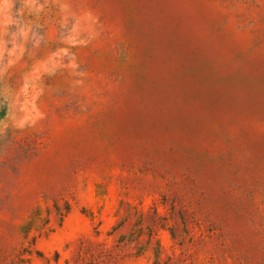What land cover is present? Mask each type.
I'll return each instance as SVG.
<instances>
[{
  "label": "rangeland",
  "instance_id": "rangeland-1",
  "mask_svg": "<svg viewBox=\"0 0 264 264\" xmlns=\"http://www.w3.org/2000/svg\"><path fill=\"white\" fill-rule=\"evenodd\" d=\"M0 264H264V0H0Z\"/></svg>",
  "mask_w": 264,
  "mask_h": 264
}]
</instances>
